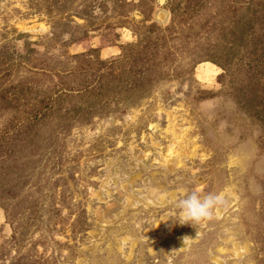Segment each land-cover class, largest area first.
<instances>
[{"label":"rangeland","instance_id":"1","mask_svg":"<svg viewBox=\"0 0 264 264\" xmlns=\"http://www.w3.org/2000/svg\"><path fill=\"white\" fill-rule=\"evenodd\" d=\"M0 264H264V0H0Z\"/></svg>","mask_w":264,"mask_h":264},{"label":"clouds","instance_id":"2","mask_svg":"<svg viewBox=\"0 0 264 264\" xmlns=\"http://www.w3.org/2000/svg\"><path fill=\"white\" fill-rule=\"evenodd\" d=\"M221 203V197L216 194H208L202 197L195 190L191 193H185L177 202V206L180 209L178 216L171 218V220L173 224H190L198 227L201 221L211 218L213 210Z\"/></svg>","mask_w":264,"mask_h":264}]
</instances>
